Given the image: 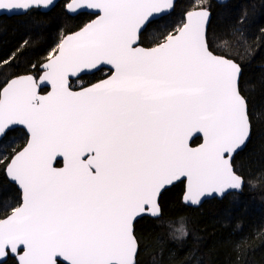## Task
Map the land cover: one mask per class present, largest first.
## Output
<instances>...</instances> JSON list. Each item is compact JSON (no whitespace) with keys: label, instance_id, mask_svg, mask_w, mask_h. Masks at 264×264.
Masks as SVG:
<instances>
[{"label":"snow or ice","instance_id":"snow-or-ice-1","mask_svg":"<svg viewBox=\"0 0 264 264\" xmlns=\"http://www.w3.org/2000/svg\"><path fill=\"white\" fill-rule=\"evenodd\" d=\"M52 4L0 0V14ZM173 6V0H68L70 14L99 15L32 66L38 78L16 76L0 87V142L15 125L28 133L21 149L0 151V174L20 193L18 206L0 219V259L137 264L134 221L161 214L158 198L167 186L186 180L182 202L193 206L242 192L245 184L258 187L232 163L251 136L252 119L239 89L240 66L210 50L205 0L180 26L154 37L152 47L139 46L147 25ZM105 65L106 79L71 89V77ZM45 86L50 91L42 95ZM194 134L202 135L198 147L189 143ZM58 158L63 167L54 166ZM169 227L175 238L187 235L184 218Z\"/></svg>","mask_w":264,"mask_h":264},{"label":"trees","instance_id":"trees-1","mask_svg":"<svg viewBox=\"0 0 264 264\" xmlns=\"http://www.w3.org/2000/svg\"><path fill=\"white\" fill-rule=\"evenodd\" d=\"M66 1H60L49 12L33 9L21 16L0 18V62L15 55L8 66L0 67V87L13 76L38 75L32 66L46 60L59 36L77 30L94 17L87 13L70 16L65 10ZM196 3L177 0L172 13L147 26L140 44L151 46L154 37L165 36L180 26L184 13ZM205 6L212 13L207 31L210 50L240 65L239 89L252 119L251 136L232 163L245 180L257 179L259 185L250 189L245 184L238 194L213 198L198 207L181 202L182 181L163 190L159 197L161 215L143 216L134 223L139 245L137 264H264V0H232L221 6L205 0ZM234 29L239 32L234 34ZM224 40L228 44L220 46ZM106 72L101 70L79 81L89 84ZM26 139L22 129L11 130L0 142V151L5 147L8 153L13 148L19 150ZM199 141L197 138L192 144ZM19 202L16 186L0 174V218ZM180 218L185 220L187 235L175 238L169 222L175 225ZM1 264L17 263L9 256Z\"/></svg>","mask_w":264,"mask_h":264},{"label":"water","instance_id":"water-1","mask_svg":"<svg viewBox=\"0 0 264 264\" xmlns=\"http://www.w3.org/2000/svg\"><path fill=\"white\" fill-rule=\"evenodd\" d=\"M60 1H62V0H53V4L51 5V6H49V7H47V8H45V7H40L39 8V10L41 11V12H43V13H45V12H49L52 8H54L55 7V5L56 4H58ZM217 5H219V6H221V5H225V4H227V3H229L230 1H232V0H213ZM68 2V1H67ZM66 2V3H67ZM177 2V0H173V4H174V6H175V3ZM66 5V4H65ZM174 6H173V8L171 9V10H168V11H166V12H164V13H162V14H160L159 16H157V18L154 20V21H156V20H158V19H160V18H162V17H165V16H168L170 13H172V11H173V9H174ZM65 10H66V8H65ZM192 10H195V8H192V9H190V10H187L185 13H184V15H183V20H184V18H185V15H186V13L187 12H189V11H192ZM208 11L210 12V19H209V21H208V23H207V31H208V27H209V24H210V22H211V19H212V13H211V11L208 9ZM67 12V11H66ZM68 13V12H67ZM80 13H87V14H91V15H93L94 17L92 18V19H90L88 22H86L85 24H83L80 28H78L77 30H75V31H73V32H70V33H67V34H65V35H63L62 37H61V39H63V37L64 36H66V35H70V34H72V33H74V32H77V31H79L81 28H83L86 24H88V23H90L92 20H94V19H96V17H97V15H99V13L96 11V10H90V9H83V10H81L78 14H80ZM70 16H75V15H77V14H70V13H68ZM21 15H24V13L23 12H4V13H2V14H0V18L2 17V16H6V17H13V16H21ZM149 25V24H148ZM147 25V26H148ZM61 39H60V41H61ZM59 41V42H60ZM139 46H141V47H145V46H143L142 44H139ZM153 46V45H152ZM152 46H147V47H152ZM214 53V52H213ZM215 55H219V56H223V55H220V54H216V53H214ZM225 57V56H224ZM225 58H227V59H231V58H228V57H225ZM232 60V59H231ZM45 61V60H44ZM43 61V62H44ZM234 61V60H233ZM235 62V61H234ZM235 63H237V62H235ZM238 64V63H237ZM239 65V64H238ZM240 66V65H239ZM241 68V67H240ZM108 70V75L107 76H104L103 78H101V79H99V80H97V81H95V82H92V83H90V84H87L86 86H83V87H79V88H72L71 87V89L73 90V91H80L82 88H87V87H90L92 84H95V83H98L99 81H101V80H104V79H106L109 75H111V71H110V66H107V65H105V66H102V67H100V69L97 71V70H93L92 72H89V73H86V74H81L80 75V77L77 79V78H75V77H71L70 78V85H71V82L72 81H75V80H79V79H81L82 77H84V76H89V75H92V74H94V73H98L100 70ZM241 71H242V69H241ZM26 74H31V75H33V76H36L37 78H38V75H35V74H32V73H25V74H20V75H17V76H21V75H26ZM240 76H241V74H240ZM16 76H13V77H11V78H9L8 80H10V79H13V78H15ZM7 80V81H8ZM6 81V82H7ZM239 81H240V77H239ZM6 82L2 85V87L6 84ZM42 90H44V91H42ZM39 91H40V94H42V95H45V94H47V92L48 91H50V86H45V87H41L40 89H39ZM17 128H19V129H22L24 132H25V134H26V137H27V139H26V142L24 143V145L23 146H25V144L27 143V140H28V133H27V130H26V128L24 127V126H22V125H15V126H12V128H11V130H14V129H17ZM11 130H9V131H11ZM8 131V132H9ZM197 136H199V139H200V141L198 142V143H196V144H192L193 143V141L195 140V139H197ZM203 142V139H202V135L201 134H194V136H193V138H190V141H189V143H190V146L191 147H198L199 146V144L200 143H202ZM22 146V147H23ZM21 147V148H22ZM245 147V146H244ZM243 147V148H244ZM20 148V149H21ZM242 148V149H243ZM241 149V150H242ZM241 150H239V151H241ZM238 151V152H239ZM237 152V153H238ZM236 153V154H237ZM235 154V155H236ZM234 155V156H235ZM233 159H234V157H233ZM58 162L60 163V165H57V162H54V166L55 167H63V159L62 158H58ZM232 162H233V160H232ZM238 174V173H237ZM9 181V180H8ZM183 182L184 184V186H183V192H182V195H181V202H182V197H183V194H184V191H185V186H186V180H184V179H181L180 181H177V182H174V184H176V183H178V182ZM10 182V181H9ZM11 183V182H10ZM11 184H13V185H15L14 183H11ZM173 184V185H174ZM173 185H171V186H173ZM16 186V185H15ZM171 186H167L166 187V189H168V188H170ZM16 188L18 189V187L16 186ZM18 191H19V189H18ZM235 194V192H229L228 194ZM240 193V192H239ZM228 194H226L225 196H227ZM236 194H238V193H236ZM160 197V196H159ZM217 199V200H220V198H217V197H215V196H211V197H203V198H201V202L199 203V205L198 206H200L201 204H203L205 201H208V200H211V199ZM158 203H159V198H158ZM183 203V202H182ZM184 205H186V206H189V207H198V206H193V205H191V204H185V203H183ZM18 206V205H17ZM160 206V205H159ZM9 214H11V211L7 214V215H9ZM6 215V216H7ZM161 215V214H160ZM159 215V216H160ZM6 216H4V217H2V218H0V219H3V218H5ZM143 216H147V217H151V218H157V217H152L151 215H149V214H144V215H142L141 217H143ZM158 216V217H159ZM141 217H138V218H136V220L137 219H139V218H141ZM135 220V221H136ZM135 221H134V223H135ZM9 256L10 257H13V258H15L13 255H11V254H9ZM8 256V257H9ZM7 257V258H8ZM7 258H4V259H0V264L1 263H3ZM15 261H16V258H15ZM17 263V262H16Z\"/></svg>","mask_w":264,"mask_h":264},{"label":"rangeland","instance_id":"rangeland-1","mask_svg":"<svg viewBox=\"0 0 264 264\" xmlns=\"http://www.w3.org/2000/svg\"><path fill=\"white\" fill-rule=\"evenodd\" d=\"M196 2H197V0H196ZM183 21V20H182ZM181 24V23H180ZM177 28V27H176ZM62 36V35H61ZM61 36H59V40L58 41H60V39H61ZM59 43V42H58ZM57 45V44H56ZM152 46V45H151ZM54 49V48H53ZM101 71V70H100ZM84 82H82V81H79V80H76L75 82H71V87L72 88H76V87H80V86H83L84 84H83ZM236 171V170H235Z\"/></svg>","mask_w":264,"mask_h":264},{"label":"flooded vegetation","instance_id":"flooded-vegetation-1","mask_svg":"<svg viewBox=\"0 0 264 264\" xmlns=\"http://www.w3.org/2000/svg\"><path fill=\"white\" fill-rule=\"evenodd\" d=\"M68 1V0H67ZM66 1V2H67ZM66 4V3H65ZM108 75V70H107V72H106V74H105V76H107ZM101 79V78H100ZM99 80V79H98ZM97 81V80H96ZM95 82V81H94ZM92 83V82H91ZM90 84V83H89ZM87 84H84L83 86H86ZM83 86H80V87H83ZM59 162H57V165H60V163L58 164Z\"/></svg>","mask_w":264,"mask_h":264}]
</instances>
